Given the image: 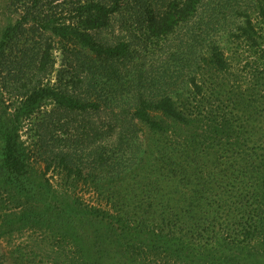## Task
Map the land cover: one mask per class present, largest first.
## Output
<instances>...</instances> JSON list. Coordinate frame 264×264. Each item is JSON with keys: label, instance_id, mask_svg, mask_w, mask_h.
<instances>
[{"label": "trees", "instance_id": "obj_1", "mask_svg": "<svg viewBox=\"0 0 264 264\" xmlns=\"http://www.w3.org/2000/svg\"><path fill=\"white\" fill-rule=\"evenodd\" d=\"M3 2L13 18L0 35V87L11 100L8 104L2 97L0 104V166L15 187L27 189L29 162L21 127L34 108L46 100L79 112L101 113L114 106L118 115L107 128L91 127L94 134H87L86 146L52 153L78 179L109 199L114 195L121 221L128 211L138 213L140 222L134 219L133 226L129 219V231L140 228L150 235H132L126 251L135 255L142 245V252L164 258L171 254L170 244L184 249L194 242L198 251L208 248L212 258L204 260L211 264L213 258L224 264V256L236 264L243 256L250 264H264V248L258 246L264 242V70L256 68L254 86L247 91L228 89L231 63L216 38L223 30L262 50L264 0ZM134 6L141 9L137 22L147 39L176 37L156 71L135 67L124 72L135 59L132 43L102 36L118 12ZM28 24L57 37L64 50L77 47V63L86 73L67 78L63 72L52 84L54 47L49 38L35 54L20 48L21 30ZM16 49L21 52L14 54L17 64L8 58ZM261 55L264 61V50ZM13 66L29 73L11 88L5 73ZM204 92L219 103L204 100ZM203 108L209 109L207 114ZM123 113L124 121L119 119ZM130 113L149 133L128 120ZM205 240L209 244L202 246ZM85 250L80 251L81 264H100V254Z\"/></svg>", "mask_w": 264, "mask_h": 264}, {"label": "rangeland", "instance_id": "obj_2", "mask_svg": "<svg viewBox=\"0 0 264 264\" xmlns=\"http://www.w3.org/2000/svg\"><path fill=\"white\" fill-rule=\"evenodd\" d=\"M140 12L141 9L137 6L131 9L123 8L114 16L111 25L102 32L106 40L115 42L124 38L132 43L135 59L131 61L129 68L124 69V72L135 67L141 68L143 72L156 71L167 59L176 38L173 36L166 41L154 42L147 39L137 22ZM11 18H13L12 10L7 8L6 3H1L0 35ZM37 28L33 27V24L22 28L20 48H26L29 54H35L41 44L49 38L54 47L52 84L57 83V77L63 72L67 74V78L75 72L81 75L86 73L77 63L75 55L77 47L72 45L69 51L64 50L62 42L57 37L45 34ZM218 32L216 38H220L231 63V73L227 75L229 79L227 88L245 92V89L247 91L250 86H254L256 68L264 70L261 55L264 45L262 50L255 51L249 45L228 37L225 31ZM16 53L21 56V52L17 49L10 50L11 55L8 56L15 64L18 60L14 55ZM25 69L26 67H22V70H19L13 66L10 72L5 73L11 88L25 79V75L29 73ZM110 83L112 82L108 80L107 85L109 86ZM113 94L114 91L111 89L109 95ZM205 94L204 100L219 103L213 98L214 96ZM186 95L190 100L193 99L190 91H186ZM202 96H199L198 100H203ZM2 97H5L6 103H11L10 93L0 87V104ZM263 107L264 105L261 109L263 112L261 119L264 122ZM208 110L202 109L204 114H207ZM124 114L119 116V119L124 121ZM117 115L118 111L114 110V106H107L101 113L79 112L61 108L52 100H46L34 108L27 122L21 127L29 162L28 181L25 185L27 189L22 186L15 187V183L9 180L0 166V264H81L80 251L83 247L87 249L85 252L100 254L102 256L100 264H211L209 259L212 256L208 248L198 251L195 245L197 243L194 242L184 245V249L178 244L171 245L168 242L172 248L168 249L171 254L164 258L162 253L142 252V245L135 255H130L126 251L128 239L132 235H150L140 228L129 231L127 222L130 219L133 226L136 225L134 219L140 222L138 213L128 211L131 213L124 215L126 219L121 221L114 195L109 199L106 192L83 182L58 161H54L52 150L64 152L71 151L78 145L79 148L86 146L87 134L90 136L94 134L91 127L102 125L107 128L108 123ZM127 118L135 123L137 129L147 130L140 121L133 120L131 113L127 114ZM198 126L200 127L201 124ZM146 132L149 133L148 130ZM228 154L232 155L234 151ZM50 163L51 166L48 168ZM80 163L86 166V170L91 169L87 162ZM110 188L113 190V186ZM122 190L123 188L120 187L117 193ZM206 244H209L208 240L202 242V246ZM258 246L264 248V242ZM199 257L201 260H197ZM205 258L209 259L204 260ZM223 258L224 264L235 263L230 257ZM240 260L239 264L251 263V260L245 256ZM213 261L214 264H223L217 263L215 258Z\"/></svg>", "mask_w": 264, "mask_h": 264}]
</instances>
